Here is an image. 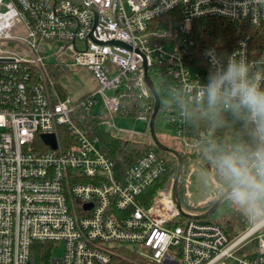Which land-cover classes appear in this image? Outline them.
Masks as SVG:
<instances>
[{"label":"built area","instance_id":"built-area-1","mask_svg":"<svg viewBox=\"0 0 264 264\" xmlns=\"http://www.w3.org/2000/svg\"><path fill=\"white\" fill-rule=\"evenodd\" d=\"M81 1L91 10L71 1L0 0V264H264V225L231 237L208 219L182 215L174 180L149 194L166 172L159 153L119 173L85 125L93 117L114 137L153 143L150 131L114 124L116 116L134 117L149 127L146 61L175 112L183 151L194 155L207 133L188 137L185 115L189 104L208 106L202 86L215 69L205 53L214 50L224 67L233 54L264 61V41L253 34L220 49L196 37L194 23L218 17L264 37V0ZM69 67L87 69L95 88L79 98L60 91L54 75ZM46 134L55 135L56 148ZM60 245L61 257H53Z\"/></svg>","mask_w":264,"mask_h":264},{"label":"trees","instance_id":"trees-1","mask_svg":"<svg viewBox=\"0 0 264 264\" xmlns=\"http://www.w3.org/2000/svg\"><path fill=\"white\" fill-rule=\"evenodd\" d=\"M259 29L248 24H235L218 17L207 18L194 23L196 37L220 49L222 47L231 49L236 41L246 34H253L254 37L259 39V42H263L264 37L259 35ZM66 72L67 69L63 68L55 73L56 82L60 91H62L59 82L60 76ZM151 77L155 82V87L159 91L161 98V108L155 121V129L161 142L168 146L165 140L160 137V133L163 130H175L176 123L173 120L175 112L173 113V110H171L172 107L168 104L166 96H163L162 83H160L158 77L152 74ZM130 114L133 116L136 115V110H131ZM185 118V132L187 136L195 138L201 132L207 133L204 145L215 158L240 151H251L256 147V141L251 135L250 127L246 126L243 121L236 119L229 110H217L209 106L201 109L189 104L186 108ZM87 119L89 120L85 121V125L92 127L90 134L100 138L105 153L115 161L119 173H123L128 166L151 150L156 151L166 160V172L161 177L159 183L150 190L149 194H154L156 189L163 187L168 179L176 175L178 169L176 158L159 150L149 139L143 138L125 141L114 137L109 132H102L100 127H98V120L93 117H87ZM80 125L85 126L83 123H80ZM176 149L181 153L184 160L182 181L179 187V198L182 207L193 213H204L210 209L218 198L195 207L189 204L187 200L186 179L191 169V162L189 160L193 158V155L185 153L180 148ZM207 219L222 227L231 237H234L239 231L245 228L243 223L245 217L235 211L227 201H224Z\"/></svg>","mask_w":264,"mask_h":264},{"label":"clouds","instance_id":"clouds-1","mask_svg":"<svg viewBox=\"0 0 264 264\" xmlns=\"http://www.w3.org/2000/svg\"><path fill=\"white\" fill-rule=\"evenodd\" d=\"M205 55L215 71L202 86V97L210 108L229 110L243 121L256 141L251 151L217 158L226 184L222 199L250 223L264 225V68L258 67L264 61L250 63L233 54L224 67L214 50Z\"/></svg>","mask_w":264,"mask_h":264},{"label":"rangeland","instance_id":"rangeland-1","mask_svg":"<svg viewBox=\"0 0 264 264\" xmlns=\"http://www.w3.org/2000/svg\"><path fill=\"white\" fill-rule=\"evenodd\" d=\"M59 82L65 88V93L69 98H79L95 88V81L92 74L87 69L80 67L67 68V72L60 76ZM114 124L118 129L133 131L141 135L149 134L148 123L139 121L134 117L124 118L116 116ZM100 130L107 132V127L101 125ZM160 137L165 140L168 146L174 149H182L180 139L174 131L163 130L160 133ZM189 161L191 162V169L186 179L187 200L189 204L195 207L220 197L226 190V184L218 170L217 158L212 156L205 145H201ZM174 179L175 176L167 181ZM243 223L245 228L252 224L246 218ZM62 253L63 247L60 245L53 250L52 256L59 258Z\"/></svg>","mask_w":264,"mask_h":264},{"label":"water","instance_id":"water-1","mask_svg":"<svg viewBox=\"0 0 264 264\" xmlns=\"http://www.w3.org/2000/svg\"><path fill=\"white\" fill-rule=\"evenodd\" d=\"M55 2L58 1H71V2H75L87 9H90L88 6H86L81 0H53ZM91 10V9H90ZM95 18L97 20V14L94 12ZM110 44H117V45H121V46H125L124 44L120 43V42H115L112 41ZM126 47V46H125ZM144 70H145V83L147 85V87L149 88L153 99H154V108H153V112L150 118V123H149V131H150V136L151 139L153 141V144L161 151L168 153L172 156H174L177 160L178 163V169H177V173L175 175V179L173 182V187H172V192H173V199L176 203V206L178 208V210L180 211V213L186 217L189 218H194V219H207L209 218L219 207L220 205L224 202V200L222 199V195L217 199V201H220V203H218L217 201L210 207V209L204 213H199V214H187L183 211V207L179 198V187H180V182H181V178H182V174H183V169H184V160L183 157L181 155V153L174 148H171L167 145H165L163 142H161V140L159 139V137L157 136V132L155 129V121L157 118V115L160 111L161 108V98L159 96V93L152 81V79L150 78L148 71H147V65H146V61H144ZM42 139L49 144L53 149L56 148V138L54 134H46V135H42ZM87 208L90 207V205L86 206Z\"/></svg>","mask_w":264,"mask_h":264},{"label":"crops","instance_id":"crops-1","mask_svg":"<svg viewBox=\"0 0 264 264\" xmlns=\"http://www.w3.org/2000/svg\"><path fill=\"white\" fill-rule=\"evenodd\" d=\"M219 198V197H218Z\"/></svg>","mask_w":264,"mask_h":264}]
</instances>
